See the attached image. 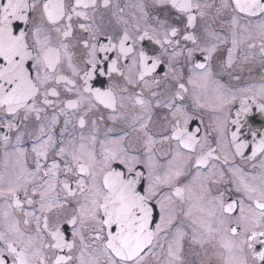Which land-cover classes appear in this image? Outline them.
<instances>
[{"label":"snow or ice","instance_id":"obj_1","mask_svg":"<svg viewBox=\"0 0 264 264\" xmlns=\"http://www.w3.org/2000/svg\"><path fill=\"white\" fill-rule=\"evenodd\" d=\"M0 264H264V0H0Z\"/></svg>","mask_w":264,"mask_h":264},{"label":"flooded vegetation","instance_id":"obj_2","mask_svg":"<svg viewBox=\"0 0 264 264\" xmlns=\"http://www.w3.org/2000/svg\"><path fill=\"white\" fill-rule=\"evenodd\" d=\"M255 123H256L257 126H260V124L262 123V122H261V119H260L259 116H257V117L255 118Z\"/></svg>","mask_w":264,"mask_h":264}]
</instances>
